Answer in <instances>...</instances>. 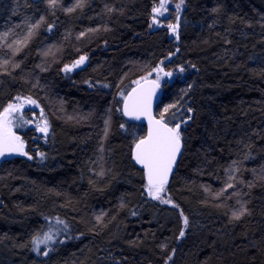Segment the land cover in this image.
<instances>
[{"label":"trees","instance_id":"1","mask_svg":"<svg viewBox=\"0 0 264 264\" xmlns=\"http://www.w3.org/2000/svg\"><path fill=\"white\" fill-rule=\"evenodd\" d=\"M160 2L0 0V112L29 96L48 125L19 123L24 153L0 161V264H264V0H168L155 24ZM158 67L155 115L183 144L170 203L121 112Z\"/></svg>","mask_w":264,"mask_h":264},{"label":"snow or ice","instance_id":"2","mask_svg":"<svg viewBox=\"0 0 264 264\" xmlns=\"http://www.w3.org/2000/svg\"><path fill=\"white\" fill-rule=\"evenodd\" d=\"M51 3H54L55 0H50ZM184 0H181L180 4H177L175 7L177 10L180 9L181 4ZM165 7L164 0H161L160 8H154L155 13H159L161 9ZM175 32L174 26H169ZM178 38V37H177ZM85 57H81L79 61L76 62L73 67L78 66L83 63ZM66 71H71V68L65 69ZM183 71V69H181ZM170 75V73H166ZM159 79V77L157 78ZM155 83V82H153ZM158 86V85H157ZM136 90H133L135 93ZM128 100L132 101L131 112H129ZM35 103V101H31ZM150 107V100L144 95L129 96L125 101L126 114H131L132 112H145ZM15 110V106L10 104L8 108L4 110L5 115ZM167 111V109H165ZM191 112V109H188ZM191 117H189L190 119ZM163 115H161V120L151 121L149 127V134L146 138L141 139L136 144V153L135 160L137 163L141 164L145 169V174L148 179L147 190L148 194L152 196L153 199L161 200L162 203H170L168 200H163L160 196V193L164 191V185L167 182V177L169 172L172 169L173 163L176 159V154L180 149V132L178 131L180 125L177 124L176 127H168L167 124L162 123ZM7 121H0V143L4 144L5 147H8L12 144L13 141L19 140V137H15L14 134H11L7 129ZM155 124V127L152 124ZM42 132H47V124L40 129ZM9 150H19L12 149ZM2 154V151H0ZM182 214V213H181ZM243 213H241L242 215ZM234 217L239 219V215L234 213ZM184 225L187 227L188 220L187 217L184 218ZM181 236L184 235V232L181 231ZM50 239V237H46ZM47 255V253H44ZM171 259V257H169Z\"/></svg>","mask_w":264,"mask_h":264},{"label":"rangeland","instance_id":"3","mask_svg":"<svg viewBox=\"0 0 264 264\" xmlns=\"http://www.w3.org/2000/svg\"><path fill=\"white\" fill-rule=\"evenodd\" d=\"M165 1L167 3H165ZM160 4H161V2L159 4H157L155 8H160ZM164 4H165V7L163 9H161V11L159 13L153 12L154 13L153 20H154L155 24H156V22L161 21V19L168 14L167 8L171 7V4H170V2L168 3V0H164ZM85 64H86V62H84L82 65H85ZM73 65H75V63H72V64L65 66L64 70L67 67V68H71V71H69V72L74 71L78 66L73 67ZM160 67H162V66H160ZM160 67H158L156 70H154L153 73H149V74L143 76V78H152L153 77L155 80L162 82V80L165 78L166 74L163 71H161ZM158 77H159V79H157ZM31 101H35V103L34 104L31 103ZM10 104L15 106V110L11 111L7 115H5L4 110L6 108H8V106ZM35 110L38 112V117H36V118L33 117L32 120H27L25 115H24V112L28 111L30 115H34L33 113ZM4 120H6L8 122L7 123L8 131H12L15 133V131H16L15 129L18 128L19 123L25 122L26 125L33 126L38 134H41V136H46L45 132L40 131V129L43 128L45 126V124H47V122L44 118L42 109H41L38 101L29 97V96L18 95V96H15L10 102H8L6 104V106L3 108V110L0 112V121H4ZM15 135H16V137H19L18 134L15 133ZM19 141H20V138H19V140H16L17 145L20 144ZM1 145H3V144L0 143V146ZM17 149H19V150H15V155L16 154L20 155V154L24 153L23 147L19 148V145H18ZM145 191L147 193V196L152 198V196H150L148 194L147 187H146ZM160 196L162 197L163 200L170 201L165 189H164V191H162L160 193ZM159 201H161V200H159ZM184 226L185 225H184V220H183V228H184ZM46 237H50V239L54 238V234H52L50 231H45L43 234H41L39 237H37L35 239V242H34V249L36 250V252L38 251L40 246L47 244L49 242V239H46Z\"/></svg>","mask_w":264,"mask_h":264},{"label":"water","instance_id":"4","mask_svg":"<svg viewBox=\"0 0 264 264\" xmlns=\"http://www.w3.org/2000/svg\"><path fill=\"white\" fill-rule=\"evenodd\" d=\"M176 28H177V26H176ZM153 82H155V83H153ZM161 86H162L161 83H159L154 78H145V79H143V80L132 85V87L124 95V97L122 99V103H121V112H122V115L126 119H128L129 121H132V122H140V123H143L145 125V134L141 138H139L138 140L135 141V143L132 147V153H131L134 163L138 167L143 169L144 174H145L144 167L141 164L137 163L135 160L136 144L141 139H144L148 136L149 127H150V120L153 122L161 120V118H159L155 115V109H156V106L158 105V103L160 101V97H161V91H162ZM133 90H136L135 93L133 92ZM130 95L131 96L144 95V96L148 97L150 100V107L147 109V111H145V112H132L131 114H126L125 101H126V98L129 97ZM128 104H129V110L128 111L131 112L132 101L128 100ZM162 123L167 124L168 127H172V128L176 127V125L171 126L168 123H166L165 121H162ZM152 126L155 127V124L153 123ZM178 131H179V129H178ZM10 133L13 134L12 132H10ZM19 142H20V144H22L23 141L20 140ZM17 146L18 145L15 141H13L12 144H10L8 147H5L4 144L1 145L0 151H2V154H0V161L4 160V159H8V160L12 159L15 156V150H9V149L10 148L17 149ZM182 149H183V144H182V140L180 139V149L176 154V159L173 163L171 171L168 174L167 182H168L169 177L172 174L174 168L176 167L178 159L182 153ZM145 177H146V180L148 182L146 174H145ZM171 255H173V251L171 252Z\"/></svg>","mask_w":264,"mask_h":264},{"label":"bare ground","instance_id":"5","mask_svg":"<svg viewBox=\"0 0 264 264\" xmlns=\"http://www.w3.org/2000/svg\"><path fill=\"white\" fill-rule=\"evenodd\" d=\"M124 117V116H123ZM125 118V117H124ZM126 119V118H125ZM128 120V119H127ZM140 123V122H139ZM146 182H147V180H146ZM147 184H148V182H147Z\"/></svg>","mask_w":264,"mask_h":264}]
</instances>
